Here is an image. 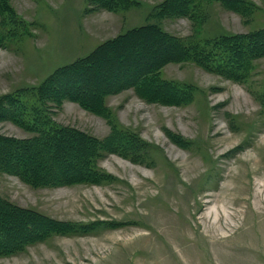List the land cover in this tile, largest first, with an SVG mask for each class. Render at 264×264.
I'll list each match as a JSON object with an SVG mask.
<instances>
[{
    "label": "rangeland",
    "instance_id": "1",
    "mask_svg": "<svg viewBox=\"0 0 264 264\" xmlns=\"http://www.w3.org/2000/svg\"><path fill=\"white\" fill-rule=\"evenodd\" d=\"M166 1L109 10L90 0H3L0 102L20 93L37 104L33 89L56 70L141 26L198 41L264 31V0H193L194 19L160 16ZM241 73L230 79L187 59L160 76L191 86L188 95L149 101L126 89L106 97V116L50 103L57 126L98 140L129 131L145 153L104 154L97 166L108 178L93 183L36 187L0 170L3 201L80 229L27 238L0 254V264H264V57ZM0 135L36 134L4 119Z\"/></svg>",
    "mask_w": 264,
    "mask_h": 264
},
{
    "label": "trees",
    "instance_id": "2",
    "mask_svg": "<svg viewBox=\"0 0 264 264\" xmlns=\"http://www.w3.org/2000/svg\"><path fill=\"white\" fill-rule=\"evenodd\" d=\"M222 1L231 4L239 2ZM90 2L115 10L120 4L131 5L133 0ZM6 6L9 9L0 0V11H5ZM198 8L193 0H167L161 6L159 15L194 19ZM6 26L3 20L0 42L6 37ZM261 57H264V31L198 41L172 36L159 25L134 28L100 45L88 56L56 70L33 89L38 105L28 104L20 98V93L6 96L0 102V121L10 120L36 134L27 139L0 135V170L36 187L101 182L108 175L97 166L98 158L116 152L142 160L145 151L141 141L134 133L116 128L108 138L98 140L81 131L57 126L47 113L50 103L60 106L71 101L90 112L106 116V97L126 89L134 88L149 101L190 94L193 90L191 86L162 80L161 70L170 62L193 60L208 71L238 79L243 77L241 71L249 67V62ZM129 224L113 221L112 227L119 225L123 228ZM20 231H28L29 235H17ZM78 231L80 229L75 226L51 222L0 198V254L24 246L27 238L33 241L54 233Z\"/></svg>",
    "mask_w": 264,
    "mask_h": 264
}]
</instances>
